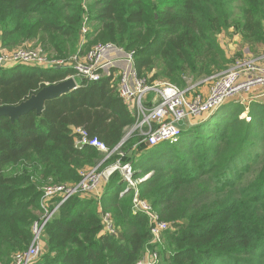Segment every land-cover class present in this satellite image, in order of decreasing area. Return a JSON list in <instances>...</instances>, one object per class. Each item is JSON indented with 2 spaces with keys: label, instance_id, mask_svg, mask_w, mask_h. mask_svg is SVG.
Segmentation results:
<instances>
[{
  "label": "trees",
  "instance_id": "obj_1",
  "mask_svg": "<svg viewBox=\"0 0 264 264\" xmlns=\"http://www.w3.org/2000/svg\"><path fill=\"white\" fill-rule=\"evenodd\" d=\"M86 19L93 25L91 45L113 42L133 51L140 76L159 69L156 79L182 89L187 79L196 83L227 69L217 39L222 31L236 28L251 53L264 46V0H89L85 6L83 0H0L1 49L38 42L66 59L78 53ZM70 74L0 70V107L19 105ZM117 90L113 77L84 81L47 101L40 115L0 119L2 264L30 247L43 214L42 188L77 184L81 170L102 161L94 148L75 149L76 130L111 151L134 126ZM227 104L212 119L183 129L178 143L150 148L132 163L136 178L151 174L139 184L140 197L170 225L157 247L161 264H264V100L248 106L250 121L242 117L244 106ZM137 141L132 136L122 151L128 154ZM125 187L115 172L101 199L64 204L45 228L47 250L35 264H137L154 250L151 223L132 215L133 194L120 196ZM103 213L112 215L118 238L104 233Z\"/></svg>",
  "mask_w": 264,
  "mask_h": 264
},
{
  "label": "built area",
  "instance_id": "obj_2",
  "mask_svg": "<svg viewBox=\"0 0 264 264\" xmlns=\"http://www.w3.org/2000/svg\"><path fill=\"white\" fill-rule=\"evenodd\" d=\"M83 1L85 6L89 0ZM91 31L92 25L86 19L81 29L78 53L66 59H51L41 47H20L13 51L0 52V70L16 67L40 71L69 70L71 74L60 82L73 79L78 88L84 81L99 82L113 77L119 96L136 118L129 134L111 151L98 139H89L84 130H76L79 137L75 141V149L84 151L86 147L94 148L103 159L96 167L81 170L77 184L50 183L42 188L40 205L43 214L33 225V241L26 251L13 256L11 264H35L44 254L45 228L59 209L74 197L101 199L104 184L115 172L120 174L126 185L120 196L129 192L133 194L132 215H145L151 223L152 245L156 248L150 251L145 262L140 261L137 264H161L157 247L170 225L160 221L154 208L140 197L139 184L151 175L135 178L136 171L132 163H123L127 155L122 151L123 145L132 133L141 134L138 136L141 138L138 145L144 144L148 148L164 143L176 144L183 132L182 124L192 127L196 120L216 112L229 102L248 108L253 101L264 97V56L238 61L228 71L188 84L182 89L164 81L149 82L140 76L136 69L134 52L123 47L105 43L93 46L88 51L84 50ZM120 55L123 59L119 58ZM120 61H125L124 65H119ZM204 87H208L207 91H200ZM115 155H118L117 160L111 165L108 164ZM102 225L104 233L119 237L120 231L110 213L102 214Z\"/></svg>",
  "mask_w": 264,
  "mask_h": 264
},
{
  "label": "rangeland",
  "instance_id": "obj_3",
  "mask_svg": "<svg viewBox=\"0 0 264 264\" xmlns=\"http://www.w3.org/2000/svg\"><path fill=\"white\" fill-rule=\"evenodd\" d=\"M217 39H218V42H219L221 48L224 50V52L226 54V58H227V61H228L226 68L228 70L234 64H236L238 61L247 60V59H250V58L260 57V56H263L264 55V50H261V52L258 51L257 48L259 46L256 47V51H258V53H251V51L248 48V44L243 41V39L241 38V35L238 34V30L236 28H230V29H227L225 31H222L220 34H218V38ZM91 41L87 43V45L84 47V50L88 51L89 49L93 48V46H96V45H99V44H103V43H112L113 44V42H101V43H95V44H92L91 45ZM30 44H31V46H30L31 48L30 49H37V48L40 47V45L38 44V42H34V43H30ZM46 53H47V55H48L49 58H51V59H57V58H54L53 56L49 55L48 52H46ZM25 68L26 69H31V68H28V67H25ZM227 69H225V70L228 71ZM225 70H224V72H225ZM160 72L161 71H159V69H157L156 71L154 70V71H151V72H147L146 74H143V75H144V77L149 82H154V81H162L163 82L164 81V82L170 83L168 81L161 80L160 78L159 79H156V77H154L157 73H160ZM204 79L205 78H202L199 81H203ZM193 83H194V81L191 80V79H187L186 82H184L185 86H187L188 84H193ZM259 99H261V98L259 97ZM227 105L228 104H225V105L221 106L216 112H214V113H212L210 115L201 117L200 119L196 120V123L195 124L200 123V122L204 123L207 120L212 119L214 115H216L217 113H220V111H221L220 109H222L223 107H225ZM245 110L246 111H244V114L242 115V117H244V118L247 117L246 120L247 121H250V119H248V114H247L248 113V110H247V108ZM225 114H226L225 111L222 110L220 117L221 118H224L225 117ZM129 132L127 134H129ZM134 135L137 136V138H139V140H141V138L138 137L141 134H137V133H132L130 135L129 139L132 136H134ZM138 143H139V141L136 142V144L132 147L133 149H131V151L126 155V158L127 159H130V162L131 163H138L141 159L143 160L144 155L148 154V152L151 150L146 145H144V144L138 145ZM140 146H141V148H139ZM127 159H125V161H127ZM123 163H126V162L123 161ZM87 168H90V167H87ZM90 169H92V168H90ZM108 171H106V173ZM49 183H52V182H49ZM163 238H164V235L162 236V239ZM43 241H44V245H45V248H44L45 249L44 250V253H45V251L47 250V244H46V238H45V236L43 237ZM150 245H152V239H151ZM149 255H150V250L148 248L147 249V252L141 258V262H145L147 260V258L149 257Z\"/></svg>",
  "mask_w": 264,
  "mask_h": 264
},
{
  "label": "water",
  "instance_id": "obj_4",
  "mask_svg": "<svg viewBox=\"0 0 264 264\" xmlns=\"http://www.w3.org/2000/svg\"><path fill=\"white\" fill-rule=\"evenodd\" d=\"M80 88V87H79ZM77 83L73 79L52 84L41 89L37 94L23 101L16 106H1L0 119L9 118L11 122H15L20 117L27 115L29 112L35 111L37 115L42 114L45 103L50 100L60 98L77 89Z\"/></svg>",
  "mask_w": 264,
  "mask_h": 264
},
{
  "label": "crops",
  "instance_id": "obj_5",
  "mask_svg": "<svg viewBox=\"0 0 264 264\" xmlns=\"http://www.w3.org/2000/svg\"><path fill=\"white\" fill-rule=\"evenodd\" d=\"M89 42H90V40H89ZM90 45V44H89ZM259 47L257 48L258 49V51H260L261 52V50H264V46L263 45H258ZM0 51H2V49H1V45H0ZM264 56V55H263ZM119 58L120 59H123V56H119ZM124 63H125V61L123 62V61H120L118 64L119 65H124ZM16 68H18V67H16ZM16 68H13V69H11V70H14V69H16ZM31 69H33V68H31ZM11 70H5V71H11ZM34 70H38V69H34ZM38 71H40V70H38ZM207 88L208 87H204V88H201L200 90H202V92H206L207 91ZM261 99H263L264 100V97H262ZM256 101V100H255ZM247 110H248V108H247ZM196 123V122H195ZM194 123V126L196 125ZM182 127H183V129L185 130L186 128H188L187 127V124H182ZM151 175V174H150ZM105 185L106 184H104V186H103V188L105 189ZM104 189H103V191H104Z\"/></svg>",
  "mask_w": 264,
  "mask_h": 264
}]
</instances>
